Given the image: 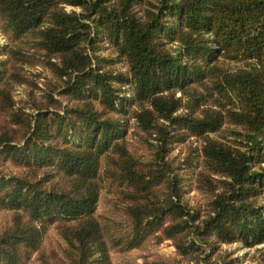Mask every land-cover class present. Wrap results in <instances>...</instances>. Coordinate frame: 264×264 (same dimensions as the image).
Here are the masks:
<instances>
[{
  "label": "trees",
  "instance_id": "16d2710c",
  "mask_svg": "<svg viewBox=\"0 0 264 264\" xmlns=\"http://www.w3.org/2000/svg\"><path fill=\"white\" fill-rule=\"evenodd\" d=\"M0 23V264H113L156 234L190 264L233 243L264 264V0H0Z\"/></svg>",
  "mask_w": 264,
  "mask_h": 264
},
{
  "label": "rangeland",
  "instance_id": "374dc122",
  "mask_svg": "<svg viewBox=\"0 0 264 264\" xmlns=\"http://www.w3.org/2000/svg\"><path fill=\"white\" fill-rule=\"evenodd\" d=\"M68 10L75 9L80 11V8L67 7ZM9 36L1 28L0 23V51L9 45ZM32 74L42 73L45 77L46 73L41 70V68H35L31 70ZM50 79L46 76L41 79V86H45V82ZM27 87H18L16 89V99L20 102H27ZM39 94V93H38ZM129 146L136 153H141L146 150V146L142 141L134 136L133 133L128 134ZM179 144V143H178ZM177 145V144H176ZM175 145V147H176ZM196 145V144H195ZM194 146V145H193ZM191 141L178 145V149H184L185 152L190 151L193 147ZM175 149V148H174ZM173 149V150H174ZM176 151H174V154ZM177 154V153H176ZM188 153H186L187 156ZM5 165V166H2ZM0 167H10L15 169L16 165L11 162H3L0 159ZM181 174L185 177L184 183L187 184L188 192L185 193V200L190 204H195L197 202H202L204 198L207 197V194L201 192L200 190L194 189L193 176L190 171L182 170ZM114 198L111 194L104 191L102 194L101 201L98 205L97 212L99 215L103 214L107 218L115 219L119 221L123 226H119L118 229L114 230L113 233L117 238H124L129 232L128 224L125 217L122 214L116 212L114 206ZM12 213L0 208V232L11 223ZM66 246V243L63 241L60 234L57 232V228L52 226L48 231L47 238L44 242V247L48 253H55V258H58L63 255V249ZM261 246H264L261 245ZM221 252L216 251L213 253L212 257L208 260L210 256H206L209 251L205 254L206 258L204 260L205 264H220L222 263V253L229 255L231 258H237V264H262L260 263V253L256 247L254 248H245L241 243L233 244H222ZM255 255V256H254ZM111 256L113 264H190L188 261L179 255L175 244L170 239L160 240V234L153 235L146 239L140 246L123 250V248H113L111 250ZM28 264H40L38 256L33 255L32 259Z\"/></svg>",
  "mask_w": 264,
  "mask_h": 264
}]
</instances>
